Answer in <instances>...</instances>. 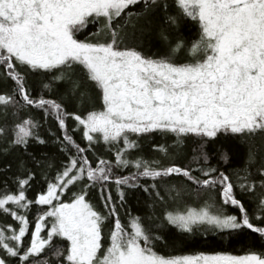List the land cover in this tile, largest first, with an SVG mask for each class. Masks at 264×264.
I'll return each instance as SVG.
<instances>
[{"label": "snow or ice", "instance_id": "1", "mask_svg": "<svg viewBox=\"0 0 264 264\" xmlns=\"http://www.w3.org/2000/svg\"><path fill=\"white\" fill-rule=\"evenodd\" d=\"M0 264H264V0H0Z\"/></svg>", "mask_w": 264, "mask_h": 264}, {"label": "trees", "instance_id": "2", "mask_svg": "<svg viewBox=\"0 0 264 264\" xmlns=\"http://www.w3.org/2000/svg\"><path fill=\"white\" fill-rule=\"evenodd\" d=\"M233 254H234V255H240V254H243V253L240 252V251H235Z\"/></svg>", "mask_w": 264, "mask_h": 264}]
</instances>
